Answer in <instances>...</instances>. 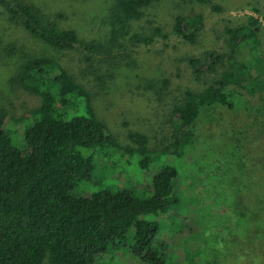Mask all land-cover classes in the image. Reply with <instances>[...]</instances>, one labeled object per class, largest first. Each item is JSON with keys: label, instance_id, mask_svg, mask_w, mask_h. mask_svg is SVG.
<instances>
[{"label": "trees", "instance_id": "1", "mask_svg": "<svg viewBox=\"0 0 264 264\" xmlns=\"http://www.w3.org/2000/svg\"><path fill=\"white\" fill-rule=\"evenodd\" d=\"M157 1L160 0H115L110 14L114 38L118 39L132 20L143 16V9ZM0 6L55 49L95 50V45L81 40L74 29L45 21L25 0H0ZM201 19L195 10L181 14L176 17L173 32L195 44ZM225 31L229 49L226 59L224 54L215 52L202 59L189 58L198 78L214 76L204 88L184 91L166 123L172 141L162 149H151L148 135L135 130L129 131L128 144L120 143L95 112L90 90L65 63L35 57L24 64L18 81L28 92L41 96L42 103L19 117H9L0 109V264H98L122 241L126 245L133 241L131 252L139 260L163 264L162 227L152 217H165L180 204L179 175L174 164L184 159L200 165L191 178L203 174L205 169H221L224 164L221 179L211 189L213 195L226 198L221 225L227 226L229 234L223 237L226 253L220 259L222 264H264V245L263 250H258L239 239L244 227L257 221L258 214V226L264 227V168L257 170L252 165L255 155L264 154L263 146L245 145L246 153L241 143L230 139L223 146L226 151L219 164L214 166L209 156H201L197 148L199 121L206 110H237L246 96L258 97L257 109H264V51L259 38L264 27L257 18L249 17ZM154 34L168 36L162 34L160 27L154 29ZM132 39L135 45L154 41L153 36L137 34ZM243 43L251 50L247 60L237 58ZM14 136L22 146L14 143ZM99 148L116 149L121 153L118 162L131 154L142 155L140 169L158 162L160 154H171L173 159L152 176L147 198L122 188L77 194L75 190L95 167L92 153L85 152ZM227 168L247 177L232 184ZM248 231L255 241L264 237L252 229ZM129 232L132 235L127 237ZM219 237L217 234L215 241ZM206 264H216L215 258Z\"/></svg>", "mask_w": 264, "mask_h": 264}, {"label": "rangeland", "instance_id": "2", "mask_svg": "<svg viewBox=\"0 0 264 264\" xmlns=\"http://www.w3.org/2000/svg\"><path fill=\"white\" fill-rule=\"evenodd\" d=\"M25 2L32 5L45 21H55L62 28L74 29L81 40L93 43L95 50L88 52L78 48L68 52L55 49L27 30L20 18H13L5 7L0 6V109L5 110L9 117H19L27 110L40 106L41 96L25 90L18 76L28 60L49 57L65 63L75 78L90 90L95 112L120 143L128 144L129 131L135 130L148 135L151 149L165 148L172 141L166 123L173 107L183 99L184 91L202 89L214 76L210 74L198 78L193 74L189 58L197 56L202 59L215 52L224 54L226 59L229 51L227 27L243 24L249 17L257 18L264 27V0H160L143 9V16L132 20L116 39L110 19L115 0ZM191 10L202 15L195 44L185 42L173 32L176 17ZM156 27L168 36L164 38L154 34ZM134 34L153 36L154 41L150 45H135ZM259 38L264 51V34ZM250 57L249 45L241 44L237 58L247 60ZM246 97H243L245 104L237 110L209 109L202 114L197 148L201 156H209L213 166L219 164L226 151L223 146L230 139L236 144L241 143L245 152V145L256 147L259 143L264 148V109H257L260 105L258 97ZM14 143L23 145L16 136ZM202 148H208L206 153ZM91 153L94 170L88 179L79 184L75 190L77 194L122 188L132 191L139 198H147L150 196L152 176L173 159L171 154L167 157L160 154L158 162L140 169V154L125 156L118 162L121 153L116 149L99 148L95 152H85ZM259 154L252 158V165L257 170L264 168V154ZM174 165L179 175L177 193L180 204L165 217H152L162 227L163 264H206L213 262V258L216 264H222L220 259L226 253L223 237L229 234L227 226L221 225L227 209L224 205L226 198L213 195L211 189L221 179L220 171L224 164L221 169H205L203 174H196L197 179L191 178V174L198 173V163L199 166H196V163L189 164L184 159ZM226 172L232 184L247 177L231 173L229 168ZM259 219L260 214L257 221L252 220L247 228L244 227L242 238H238L245 245L263 250L264 237L261 235L257 242L248 231L252 229L264 234V227L258 226ZM130 234L132 232L127 237ZM217 234L220 240L215 241ZM131 242L126 245L122 241L120 247L114 248L98 264H151L133 255Z\"/></svg>", "mask_w": 264, "mask_h": 264}]
</instances>
